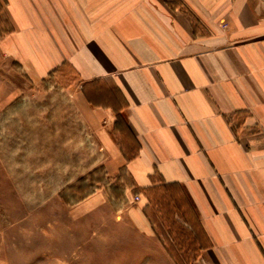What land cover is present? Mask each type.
Masks as SVG:
<instances>
[{
	"label": "crops",
	"instance_id": "crops-1",
	"mask_svg": "<svg viewBox=\"0 0 264 264\" xmlns=\"http://www.w3.org/2000/svg\"><path fill=\"white\" fill-rule=\"evenodd\" d=\"M0 52L64 64L147 264H264V0H0Z\"/></svg>",
	"mask_w": 264,
	"mask_h": 264
},
{
	"label": "rangeland",
	"instance_id": "rangeland-1",
	"mask_svg": "<svg viewBox=\"0 0 264 264\" xmlns=\"http://www.w3.org/2000/svg\"><path fill=\"white\" fill-rule=\"evenodd\" d=\"M86 116L69 67L37 77L0 52V264L149 263L121 212L130 178L110 172Z\"/></svg>",
	"mask_w": 264,
	"mask_h": 264
},
{
	"label": "built area",
	"instance_id": "built-area-1",
	"mask_svg": "<svg viewBox=\"0 0 264 264\" xmlns=\"http://www.w3.org/2000/svg\"><path fill=\"white\" fill-rule=\"evenodd\" d=\"M135 199H138V197L136 196Z\"/></svg>",
	"mask_w": 264,
	"mask_h": 264
}]
</instances>
